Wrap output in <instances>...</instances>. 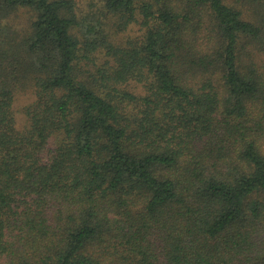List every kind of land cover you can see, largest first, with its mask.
Masks as SVG:
<instances>
[{"label":"trees","instance_id":"obj_1","mask_svg":"<svg viewBox=\"0 0 264 264\" xmlns=\"http://www.w3.org/2000/svg\"><path fill=\"white\" fill-rule=\"evenodd\" d=\"M0 264H264V0H0Z\"/></svg>","mask_w":264,"mask_h":264},{"label":"rangeland","instance_id":"obj_2","mask_svg":"<svg viewBox=\"0 0 264 264\" xmlns=\"http://www.w3.org/2000/svg\"><path fill=\"white\" fill-rule=\"evenodd\" d=\"M136 31H137V26L136 27L133 26V27H131V29H128L126 31V34H133ZM27 100H28V97H25V96H21V97L17 98V107L20 108L22 103L27 102ZM19 119H20V116H17L18 121H19Z\"/></svg>","mask_w":264,"mask_h":264}]
</instances>
